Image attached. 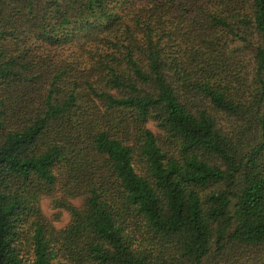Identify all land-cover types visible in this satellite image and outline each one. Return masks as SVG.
<instances>
[{"label":"trees","instance_id":"16d2710c","mask_svg":"<svg viewBox=\"0 0 264 264\" xmlns=\"http://www.w3.org/2000/svg\"><path fill=\"white\" fill-rule=\"evenodd\" d=\"M0 264H264V0H0Z\"/></svg>","mask_w":264,"mask_h":264},{"label":"rangeland","instance_id":"374dc122","mask_svg":"<svg viewBox=\"0 0 264 264\" xmlns=\"http://www.w3.org/2000/svg\"><path fill=\"white\" fill-rule=\"evenodd\" d=\"M150 127H152L153 129H156L152 123L148 124ZM61 196L60 197H64L63 194L59 193ZM52 200H45L44 204H43V209L45 214L52 219V221L54 222V224L57 227H63L65 226L69 220H70V212L63 208V207H59L58 205H56V203L51 202ZM70 201H72V203H74L75 205H80L81 201L77 198H70Z\"/></svg>","mask_w":264,"mask_h":264}]
</instances>
